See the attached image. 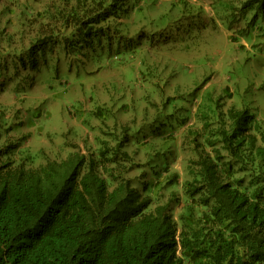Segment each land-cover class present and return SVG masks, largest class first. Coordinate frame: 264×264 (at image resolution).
<instances>
[{"label": "rangeland", "instance_id": "374dc122", "mask_svg": "<svg viewBox=\"0 0 264 264\" xmlns=\"http://www.w3.org/2000/svg\"><path fill=\"white\" fill-rule=\"evenodd\" d=\"M99 1L0 0V53H6L0 68L16 54L23 58L19 74L0 70V148L16 145L8 154L16 163L35 168L47 157L90 156L103 142L113 147L126 139L123 150L142 167L129 175L136 184L142 171L154 180L151 165L166 162L182 184L197 158L193 137L204 143L207 136L202 113L216 129L219 113L248 109L264 131V8L258 3L118 0L123 6L107 29H77L113 3ZM34 44L38 65L30 68L23 54ZM173 189L181 197L170 210L177 219L181 185L152 190L150 209L166 204Z\"/></svg>", "mask_w": 264, "mask_h": 264}, {"label": "trees", "instance_id": "16d2710c", "mask_svg": "<svg viewBox=\"0 0 264 264\" xmlns=\"http://www.w3.org/2000/svg\"><path fill=\"white\" fill-rule=\"evenodd\" d=\"M247 2L264 8V0ZM122 6L113 0L77 29H107ZM40 46L22 53L30 68ZM15 58L0 70L19 74L23 58ZM219 114L216 129L201 114L205 145L193 137L197 158L182 184L169 162L151 165L154 180L142 171L136 184L129 175L142 167L123 150L126 139L113 147L103 142L90 156L47 157L35 168L8 156L16 145L0 148V264H264V131L248 109ZM180 185L177 219L170 212L181 201L175 189L150 209L152 190Z\"/></svg>", "mask_w": 264, "mask_h": 264}]
</instances>
